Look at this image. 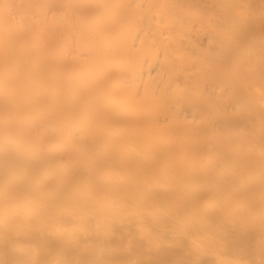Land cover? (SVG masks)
<instances>
[{
  "label": "bare ground",
  "instance_id": "bare-ground-1",
  "mask_svg": "<svg viewBox=\"0 0 264 264\" xmlns=\"http://www.w3.org/2000/svg\"><path fill=\"white\" fill-rule=\"evenodd\" d=\"M0 264H264V0H0Z\"/></svg>",
  "mask_w": 264,
  "mask_h": 264
}]
</instances>
